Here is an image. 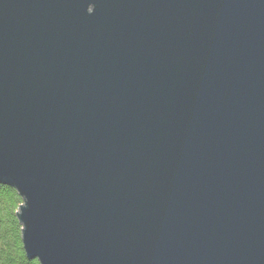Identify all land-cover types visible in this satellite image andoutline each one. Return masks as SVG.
Listing matches in <instances>:
<instances>
[{"label":"water","instance_id":"1","mask_svg":"<svg viewBox=\"0 0 264 264\" xmlns=\"http://www.w3.org/2000/svg\"><path fill=\"white\" fill-rule=\"evenodd\" d=\"M0 184L39 264H264V0H0Z\"/></svg>","mask_w":264,"mask_h":264},{"label":"trees","instance_id":"2","mask_svg":"<svg viewBox=\"0 0 264 264\" xmlns=\"http://www.w3.org/2000/svg\"><path fill=\"white\" fill-rule=\"evenodd\" d=\"M23 203L14 187L0 184V264H39L37 259H28L23 248V226L18 217Z\"/></svg>","mask_w":264,"mask_h":264}]
</instances>
